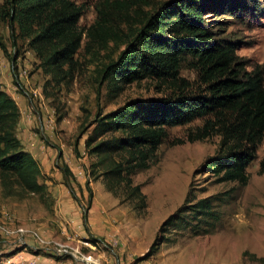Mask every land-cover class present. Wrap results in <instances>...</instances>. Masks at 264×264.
I'll use <instances>...</instances> for the list:
<instances>
[{
    "label": "rangeland",
    "instance_id": "obj_1",
    "mask_svg": "<svg viewBox=\"0 0 264 264\" xmlns=\"http://www.w3.org/2000/svg\"><path fill=\"white\" fill-rule=\"evenodd\" d=\"M73 1L83 8L78 27L87 29L105 0ZM171 1L147 0L131 8L132 19L115 17L116 26L123 30L116 43L91 42L85 48L84 38L75 55L78 67L73 79L60 85L38 68L27 40L18 39L12 48L8 27L0 22V36L9 54L17 55L15 73L23 95L1 51L0 83L19 108L16 136L25 150L30 149L46 187L43 197L7 198L0 186V264H261L256 259L264 258V174L258 175V169L264 145L246 169L247 185L240 187L218 183L205 170L207 161L217 154L219 137L188 142L202 120L168 129L155 163L132 177L145 197L142 210L139 201L129 200L122 188L117 195L105 189L101 175L106 165L96 167L98 158L86 147L98 110L108 114L130 101L169 95L151 80L124 85L115 94L101 81V72L125 49L130 28H137L144 14ZM208 5L203 18L215 40L236 46L235 54L247 73L264 68V0H211ZM180 76L192 87L198 86L197 73L188 65H183ZM55 158L69 169L74 194L55 169ZM204 199L211 202L213 218L188 212ZM174 215H183V223L162 234L164 222ZM92 239H97L96 244Z\"/></svg>",
    "mask_w": 264,
    "mask_h": 264
},
{
    "label": "trees",
    "instance_id": "obj_2",
    "mask_svg": "<svg viewBox=\"0 0 264 264\" xmlns=\"http://www.w3.org/2000/svg\"><path fill=\"white\" fill-rule=\"evenodd\" d=\"M146 2L105 0L97 7L94 24L80 29L83 8L73 0H2L0 22L8 27L12 48L18 39L27 40L39 61L38 68L60 85L73 79L78 67L75 55L84 38L85 48L91 42L100 46L116 43L123 30L116 26L115 17L132 19L131 8ZM209 2L174 0L144 14L137 28H130L126 35L125 49L102 69L101 81L115 94L124 85L144 80L169 92L156 100L130 101L108 114L98 110L90 125L94 127L86 147L98 158L96 167L106 165L101 175L105 189L117 195L122 188L129 200L139 201V210L145 206V197L140 186L133 185L132 177L155 163L168 129L202 120L203 125L189 135L188 142L219 137L217 154L207 161L205 170L213 173L218 183H237L240 187L247 185L246 169L264 145V68L258 66L247 73L246 65L235 54L236 46L215 40L203 18L210 10ZM0 51L9 62L15 87L23 95L15 73L17 55L9 54L1 36ZM183 65L197 73V87L180 76ZM19 117L16 102L0 83L2 194L7 198L43 197L46 187L40 181V167L16 136ZM107 134L111 136L104 138ZM59 171L63 184L74 194L69 169L60 167ZM263 174L264 158L258 169V175ZM88 193L90 201L89 187ZM211 208V202L204 199L191 205L188 212L197 218H213ZM83 219L86 222V215ZM183 219V215L171 216L164 222L162 234L170 227H179ZM91 242L96 244L97 239ZM256 260L264 264V258Z\"/></svg>",
    "mask_w": 264,
    "mask_h": 264
},
{
    "label": "crops",
    "instance_id": "obj_3",
    "mask_svg": "<svg viewBox=\"0 0 264 264\" xmlns=\"http://www.w3.org/2000/svg\"><path fill=\"white\" fill-rule=\"evenodd\" d=\"M27 150V149H26ZM27 152H29L31 155H32V153H31V151H30V149H28L27 150ZM33 156V155H32ZM61 161V159H59V158H55L54 159V167H55V169H57L58 171H59V168L61 167L60 165H59V162ZM60 172V171H59Z\"/></svg>",
    "mask_w": 264,
    "mask_h": 264
},
{
    "label": "built area",
    "instance_id": "obj_4",
    "mask_svg": "<svg viewBox=\"0 0 264 264\" xmlns=\"http://www.w3.org/2000/svg\"><path fill=\"white\" fill-rule=\"evenodd\" d=\"M34 236L36 237V239L38 238V236L34 233Z\"/></svg>",
    "mask_w": 264,
    "mask_h": 264
}]
</instances>
